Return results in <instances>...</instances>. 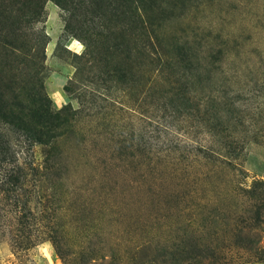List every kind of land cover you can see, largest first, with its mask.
I'll list each match as a JSON object with an SVG mask.
<instances>
[{
    "label": "rangeland",
    "instance_id": "1",
    "mask_svg": "<svg viewBox=\"0 0 264 264\" xmlns=\"http://www.w3.org/2000/svg\"><path fill=\"white\" fill-rule=\"evenodd\" d=\"M27 1L0 0V96L62 125L43 145L0 120V175L36 168L0 183V264H264V0ZM210 106L228 161L191 151Z\"/></svg>",
    "mask_w": 264,
    "mask_h": 264
},
{
    "label": "trees",
    "instance_id": "2",
    "mask_svg": "<svg viewBox=\"0 0 264 264\" xmlns=\"http://www.w3.org/2000/svg\"><path fill=\"white\" fill-rule=\"evenodd\" d=\"M27 3H32V0L27 1ZM28 13L30 16V21H26V23L31 22L34 24L35 22H38L39 19V11L37 9H33L31 6L28 7ZM25 12H22V16H24ZM152 33L148 32V36H150ZM183 50V49H182ZM155 53V52H153ZM149 56V54H147ZM172 62V64H171ZM176 63V60H171L169 62L170 66ZM183 66V70L188 71V73H185L183 71L182 75L185 80L190 79V69H191V57L186 53H182L180 55L179 63L178 65ZM171 69H174L173 67H170ZM169 68V69H170ZM170 69V70H171ZM190 71V72H189ZM190 83L191 86H186L183 92L187 93L190 92V90H193L191 93H196L198 84L201 85L200 79L196 78L191 80ZM196 84V86H195ZM210 101V100H209ZM214 102L213 100H211ZM37 102H32V104H26L24 101L20 100H13L11 101V104L9 105L1 96H0V120L4 122L5 124L14 125L18 129H22L24 131H27L28 133H33L36 135V142L43 144V145H50L51 140L57 138L59 136L58 129L62 125L61 117L58 114H51V111L49 109H43L41 106L37 107ZM203 112L200 113V109L197 107L194 108L193 116L197 117L198 119L205 120L207 122V125L209 127V137L212 138L210 141H208L207 145H202L198 142L195 143V145H192L191 151L196 155L200 156L202 155L203 158L210 159L214 158L216 160L219 159H225L229 160L230 156L234 154L233 152L226 151L217 141L214 139L217 135L224 134L225 131L230 129L227 125H224L221 121V110L216 109L213 107H204ZM215 122H218L214 124ZM215 125L219 126L215 129ZM13 126V127H14ZM48 138V140H43L42 138ZM50 142V143H49ZM1 149H3L1 147ZM48 167V161L45 163V167ZM33 171V173H32ZM36 168L33 167V165H30V167H22L20 165H13L10 172L4 173L3 175H0V183L3 186H10L14 189H12L13 192H17L18 190L22 189L24 185L27 184L29 181L30 176L34 177ZM30 182V181H29ZM246 192V199L248 200V204L250 205V210L252 212V216H250L248 219L249 221H261L263 219L264 221V181L255 182L253 184V187L245 191ZM17 195V194H16ZM258 251L262 250L259 248ZM259 255V260H264V252L262 254L257 253Z\"/></svg>",
    "mask_w": 264,
    "mask_h": 264
}]
</instances>
